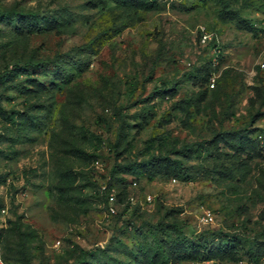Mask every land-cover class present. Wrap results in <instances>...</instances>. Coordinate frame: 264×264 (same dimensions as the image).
<instances>
[{"label":"rangeland","instance_id":"374dc122","mask_svg":"<svg viewBox=\"0 0 264 264\" xmlns=\"http://www.w3.org/2000/svg\"><path fill=\"white\" fill-rule=\"evenodd\" d=\"M263 59L264 0H0V264H264Z\"/></svg>","mask_w":264,"mask_h":264},{"label":"built area","instance_id":"2783aa9c","mask_svg":"<svg viewBox=\"0 0 264 264\" xmlns=\"http://www.w3.org/2000/svg\"><path fill=\"white\" fill-rule=\"evenodd\" d=\"M207 37L210 38V36L207 33H204L202 35L201 40L206 41L208 39ZM258 66H259L260 70H264V59L259 60ZM210 84H211L210 86H213L214 85L213 81H211ZM133 183L135 184L136 182L134 181ZM106 198H107V202H108V206H107L108 213H110V214L115 213L116 212V203H115L116 202V195H115V192L113 191V189L107 191ZM129 198H130V201L133 200L132 196ZM144 199L146 201H150L152 199V197L150 194H147V195H145ZM201 220H203L204 222L212 221V214L210 213V211H203L201 214Z\"/></svg>","mask_w":264,"mask_h":264}]
</instances>
